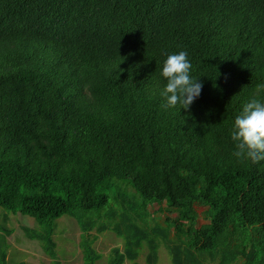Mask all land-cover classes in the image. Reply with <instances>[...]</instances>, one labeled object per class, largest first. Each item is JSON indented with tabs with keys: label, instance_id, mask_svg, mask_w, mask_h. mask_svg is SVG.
<instances>
[{
	"label": "trees",
	"instance_id": "obj_1",
	"mask_svg": "<svg viewBox=\"0 0 264 264\" xmlns=\"http://www.w3.org/2000/svg\"><path fill=\"white\" fill-rule=\"evenodd\" d=\"M180 48L203 90L164 110L159 69ZM259 85L264 0H0V207L37 221L23 229L50 264L63 215L82 264L106 230L124 241L106 264L143 246L156 264L161 244L173 264H264V161H238L229 135Z\"/></svg>",
	"mask_w": 264,
	"mask_h": 264
},
{
	"label": "clouds",
	"instance_id": "obj_2",
	"mask_svg": "<svg viewBox=\"0 0 264 264\" xmlns=\"http://www.w3.org/2000/svg\"><path fill=\"white\" fill-rule=\"evenodd\" d=\"M163 84L157 85L164 110L190 109L203 90L201 75H195L187 49L168 52L159 69ZM258 87L264 88V85ZM234 144L233 156L238 161L258 163L264 161V95L251 96L234 117L229 128Z\"/></svg>",
	"mask_w": 264,
	"mask_h": 264
},
{
	"label": "rangeland",
	"instance_id": "obj_3",
	"mask_svg": "<svg viewBox=\"0 0 264 264\" xmlns=\"http://www.w3.org/2000/svg\"><path fill=\"white\" fill-rule=\"evenodd\" d=\"M154 216L163 218V213L157 210V206L149 207ZM197 212L200 214L197 220V226L206 222L201 216L203 207L197 206ZM0 226L11 230V233L6 237L8 248L7 264H16L17 262L24 261L26 264H50L51 258L46 255L37 240L29 239L23 227L38 229L37 221L28 216L20 213L14 214L4 208L0 207ZM56 242L57 259L61 264H82V255L79 248L80 229L74 218L69 215H63L56 221V228L53 235ZM94 248L102 255L97 264H106L108 253L112 247L118 246L123 248L124 241L116 235L112 230H106L98 235L97 240L93 244ZM146 246H143L139 257L136 262L138 264H147L146 262ZM206 264H216L208 257L205 260ZM239 260L233 264H241ZM125 264H130L125 261ZM156 264H173L164 245H160L158 249V258Z\"/></svg>",
	"mask_w": 264,
	"mask_h": 264
}]
</instances>
